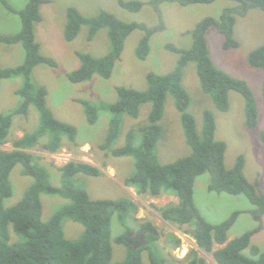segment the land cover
Instances as JSON below:
<instances>
[{
  "label": "trees",
  "instance_id": "16d2710c",
  "mask_svg": "<svg viewBox=\"0 0 264 264\" xmlns=\"http://www.w3.org/2000/svg\"><path fill=\"white\" fill-rule=\"evenodd\" d=\"M45 0H28L25 7L17 12L6 1V8L19 13L20 31L14 34H0V44H21L25 50L23 63L17 66L0 67V79L23 77L24 84L17 93L22 101L10 112L0 113V145L8 142L13 117L16 114H27L29 107H34L41 115L39 127L32 133L24 134L13 140L14 149L0 151V264H145L142 251L149 250L150 264H172L155 247L158 238L152 231L156 227L151 222L140 223L146 228L148 243L134 249L125 235L118 236L115 241L130 247L129 257L125 262H113L111 221L114 214L126 232L134 227L130 225L134 209L130 199H93L87 190L75 184L73 177L79 173L97 176L102 171L87 162H70L58 167L61 173V184L54 186L50 182L49 173L35 155L27 149L36 145L49 152H57L64 145V139L76 144L77 129L70 123L57 119L47 106V88L35 87L31 74L33 68L40 63L56 66V60L40 53V44L36 40L35 25L41 21L40 8ZM181 4L211 3L215 0H177ZM239 3L242 9L260 6L264 10V0H232ZM120 4L130 11H139L141 0H120ZM236 8L225 9L220 20L206 17L194 30L193 44L190 48L180 49L172 44L167 48L180 53L175 68L166 74H147L148 86L140 90L127 86H116L117 99L109 104L112 116L108 125L106 139L100 144L103 150H109L115 156H133L135 170L126 177L125 184L137 188L141 193L160 196L171 193L179 197L175 205L159 207L163 219L179 225L191 224L194 228L193 237L198 246L211 252L219 264H264V251L256 245L250 246L252 235L259 228L250 229L229 239L228 231L234 224L238 211L219 223L207 221L199 212L194 202L195 182L199 175L209 172V189L233 195L244 194L257 212L264 214V193L259 181L250 182L245 174L246 159L240 155L231 168L225 165L226 142L215 138L216 121L211 110L203 113V126L197 129L194 115L189 111L191 97L183 86L184 70L188 63L197 64L198 76L202 89L211 95L215 106L222 112L230 109L229 92L236 91L245 99L246 124L249 128L258 125V110L254 93L245 79L234 77L217 67L211 58L207 42V31L211 26L224 35V48L238 47L234 38V12ZM83 25L89 27V39L106 27L110 39V51L102 57L90 53L79 52L80 66L68 73L72 82L91 79L96 73L109 78L115 63L121 57L125 40L135 29L139 28L151 33L145 23L125 22L109 11H101L98 15L88 17L76 7H69L65 37L74 40ZM149 35L142 37L135 53L138 58L145 59L149 53ZM249 62L254 67L264 69V44L249 53ZM264 97V81L262 85ZM174 99L177 110L181 113V122L187 144L191 153L172 162L161 164L155 157V148L162 135L165 103L167 95ZM83 104L88 122L95 124L100 111V103L77 98ZM150 103L147 122L130 129L126 134L125 144L113 147L121 127V115L126 113L137 118L140 107ZM104 107V106H102ZM137 133L139 138L137 139ZM44 138L45 142H41ZM264 144V132L261 133ZM21 163L23 173L33 176V184L25 191L22 199L13 206L6 207L4 200L12 195L9 179L11 170ZM59 195L70 199V203L59 208L52 217L44 221L41 194ZM72 219L83 224L84 231L77 239H68L65 235L63 222ZM13 224L16 235H10ZM139 231L132 241H137ZM126 233V234H127ZM19 237H18V236ZM222 245L214 249V244ZM249 249V250H247ZM248 251V252H247ZM250 251V252H249ZM192 254V256H190ZM186 264H204L198 252L192 250Z\"/></svg>",
  "mask_w": 264,
  "mask_h": 264
},
{
  "label": "rangeland",
  "instance_id": "374dc122",
  "mask_svg": "<svg viewBox=\"0 0 264 264\" xmlns=\"http://www.w3.org/2000/svg\"><path fill=\"white\" fill-rule=\"evenodd\" d=\"M3 1L19 12L28 0H0V34L17 33L21 28L19 13L6 8ZM141 1L144 4L139 11L127 10L120 4V0H45L41 4L42 19L35 25L36 40L40 44V53L55 59L57 65L48 63L36 65L31 79L35 87L47 88V106L53 115L76 127L77 143L64 139L62 148L54 153L42 149L40 145L27 151L33 153L38 162L46 168L50 182L54 186L61 184L58 167L73 161H84L98 167L102 174L93 176L79 173L73 177L75 184L83 186L93 199H130L134 205L132 219L129 222L134 227L133 237L140 230V223L151 222L158 232V238L154 241L155 247L168 262L186 264L192 259L189 258L192 256L190 252L195 250L198 256L204 259V264H219L211 252H206L198 246L193 237L194 228L191 224L179 225L161 216L159 207L175 205L179 202V197L171 193H164L158 197L148 193L140 194L136 187L126 185V177L135 170L134 157L115 156L109 150L101 149L100 144L106 139L112 116L109 104L117 99L115 87L121 85L146 89L149 72L162 75L175 68L180 53L168 49L167 44L180 49L190 48L193 44L192 31L200 21L209 16L220 20L226 8H236L237 11L233 14L234 38L239 42L238 47L225 49L224 35L216 26L208 29L206 37L215 65L234 77L245 79L250 85L258 110L257 127H247L245 99L240 93L229 92L230 109L227 112H222L215 106L211 95L201 87L195 62L186 65L183 86L191 97L189 111L195 117L197 129L199 131L202 129L204 111L211 110L216 121L215 138L226 142V167L231 168L236 159L243 155L246 159L244 167L246 178L250 182L259 181L264 193V144L261 140V133L264 132L262 90L264 69L254 67L249 62V53L264 44V10L260 6L242 9L239 3L232 0L193 4H181L177 0ZM69 7H76L88 17L98 15L103 10L109 11L125 22L145 23L151 29V33L137 28L128 35L121 57L116 61L109 78L96 73L89 80L72 82L68 78V73L80 66L78 53L102 57L110 51V39L106 27L101 28L92 39H89V27L83 25L77 37L68 41L65 29ZM146 34L149 35L150 50L145 59H140L135 50ZM25 55L21 44H0V67L17 66L23 63ZM23 84L24 79L21 76L0 79V113L10 112L20 105L22 98L17 90ZM77 98L100 103L99 117L95 124L88 122L84 106L76 100ZM150 109L151 104L146 103L140 107L137 118L126 113L121 115L120 131L113 147L123 146L127 132L147 122ZM40 122L41 115L34 105L29 107L27 114L14 115L8 142L0 145V151L13 150V140L34 132ZM161 125L162 135L155 148L157 162L164 164L189 155L191 149L185 140L181 113L170 94L167 95ZM41 142H45L44 138ZM9 179L13 191L12 195L4 200L6 207L18 203L35 180L33 176L23 173L21 163L11 170ZM210 180L209 172H205L199 175L195 182L194 202L201 215L211 223H219L238 211L239 215L229 229L228 235L235 238L250 230L252 225L258 224L255 228L259 230L257 234L252 235L250 246L256 245L264 251V214L257 212V206L244 194L233 195L210 190ZM41 203L42 218L47 221L59 208L70 203V199L42 193ZM257 217L259 220H255ZM63 226L66 237L72 240L79 238L85 229L83 224L72 219H65ZM111 228L113 262H125L129 257L130 247L125 243L116 242L115 239L120 235H125L127 239L131 232H126L116 214L112 216ZM9 230L10 235H16L13 224ZM218 247L221 245L214 246V249ZM142 258L145 264H150L148 249L142 251Z\"/></svg>",
  "mask_w": 264,
  "mask_h": 264
},
{
  "label": "water",
  "instance_id": "95a60500",
  "mask_svg": "<svg viewBox=\"0 0 264 264\" xmlns=\"http://www.w3.org/2000/svg\"><path fill=\"white\" fill-rule=\"evenodd\" d=\"M146 233H147V229L146 228H142L141 230H140V239L138 240V241H131L130 239H129V236L127 237V240L132 244V245H134V249H136V248H138V247H140V246H142V245H144V244H146V243H148L147 242V239H146ZM153 234H157V231H153ZM196 264H200V263H196Z\"/></svg>",
  "mask_w": 264,
  "mask_h": 264
},
{
  "label": "crops",
  "instance_id": "0c3cea01",
  "mask_svg": "<svg viewBox=\"0 0 264 264\" xmlns=\"http://www.w3.org/2000/svg\"><path fill=\"white\" fill-rule=\"evenodd\" d=\"M254 208H255V207H252V209H254ZM260 216H261V215H260ZM260 218H262V216H261ZM255 220H259V217H257ZM234 223H235V222H234ZM257 225H258V224H256L255 226L252 225V227H251L250 229H253V228L257 227ZM255 234H257V232H256ZM255 234H254V235H255ZM233 238H234V237H233ZM229 239H232V236L229 235ZM216 244H217V243H215V245H216ZM215 245H214V246H215Z\"/></svg>",
  "mask_w": 264,
  "mask_h": 264
},
{
  "label": "clouds",
  "instance_id": "9594fccd",
  "mask_svg": "<svg viewBox=\"0 0 264 264\" xmlns=\"http://www.w3.org/2000/svg\"><path fill=\"white\" fill-rule=\"evenodd\" d=\"M141 229H142V228H140V230H141ZM133 232H134V230H133L131 233H133ZM157 234H158V232H157ZM157 234H156V235H157ZM139 236H140V231H139ZM138 240H139V239H138ZM138 240H137V241H138ZM214 245H215V244H214ZM216 245H218V244H216ZM216 245H215V246H216ZM219 245H220V244H219ZM221 246H222V245H221ZM218 248H219V247H218ZM212 255H213V254H212Z\"/></svg>",
  "mask_w": 264,
  "mask_h": 264
},
{
  "label": "flooded vegetation",
  "instance_id": "af4514ba",
  "mask_svg": "<svg viewBox=\"0 0 264 264\" xmlns=\"http://www.w3.org/2000/svg\"><path fill=\"white\" fill-rule=\"evenodd\" d=\"M133 234H134V232L133 233H131V236H129V239H130V237H133ZM140 239V238H139ZM131 240V239H130ZM132 241V240H131Z\"/></svg>",
  "mask_w": 264,
  "mask_h": 264
}]
</instances>
